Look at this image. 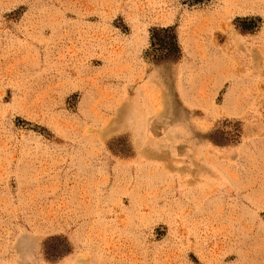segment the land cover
Wrapping results in <instances>:
<instances>
[{
    "label": "rangeland",
    "instance_id": "rangeland-1",
    "mask_svg": "<svg viewBox=\"0 0 264 264\" xmlns=\"http://www.w3.org/2000/svg\"><path fill=\"white\" fill-rule=\"evenodd\" d=\"M0 264H264V0H0Z\"/></svg>",
    "mask_w": 264,
    "mask_h": 264
},
{
    "label": "trees",
    "instance_id": "trees-1",
    "mask_svg": "<svg viewBox=\"0 0 264 264\" xmlns=\"http://www.w3.org/2000/svg\"><path fill=\"white\" fill-rule=\"evenodd\" d=\"M152 39L156 46L157 59L171 58L176 59L180 54V49L176 42V35L171 28L155 29Z\"/></svg>",
    "mask_w": 264,
    "mask_h": 264
}]
</instances>
